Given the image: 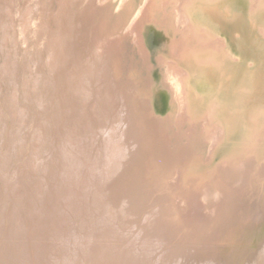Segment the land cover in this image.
<instances>
[{"label":"bare ground","instance_id":"6f19581e","mask_svg":"<svg viewBox=\"0 0 264 264\" xmlns=\"http://www.w3.org/2000/svg\"><path fill=\"white\" fill-rule=\"evenodd\" d=\"M106 1L0 0L4 148L14 124L0 151V264H185L191 234L215 242L231 212L264 211V52L246 51L264 42V0H239L241 30L227 28L237 0H162L179 36L146 31L155 0L112 33ZM129 39L167 68L174 117L168 100L155 113L150 83L124 77ZM252 91L246 107L233 101ZM255 249L243 262L264 264Z\"/></svg>","mask_w":264,"mask_h":264},{"label":"rangeland","instance_id":"374dc122","mask_svg":"<svg viewBox=\"0 0 264 264\" xmlns=\"http://www.w3.org/2000/svg\"><path fill=\"white\" fill-rule=\"evenodd\" d=\"M125 2L126 4L123 7H120L121 2ZM145 0H107L104 4L102 5L101 11L103 12V17L106 15V18L109 20L110 25L113 27L111 30L112 33H119V31L124 30L129 23L131 24L132 20L134 17L137 15L139 12L141 5L143 4ZM152 6V10L150 12V17L148 20L145 22L147 26L150 24L153 26V28L149 31L148 28H146V31L148 33H154L155 28L157 29L158 32L163 33V34H170L174 30V23L172 21V15L174 13L173 9L171 8L172 6H168V12L169 14L166 15V13L163 11L161 8V3L162 0H155ZM22 4V3H21ZM108 4V5H107ZM158 5V6H157ZM22 8H24V5H22ZM162 10H161V9ZM165 15V16H164ZM170 16V17H168ZM164 17V18H162ZM133 18V19H132ZM169 18V19H168ZM168 22H167V21ZM158 21V22H157ZM166 23L168 26H166ZM173 24V25H172ZM154 25L156 26L154 28ZM162 26V27H161ZM171 26V27H170ZM167 28V30H166ZM179 30L176 29L174 32L176 33V36H179ZM147 33V35H148ZM160 33L158 35H160ZM126 48L124 52V58H123V75L126 78H131L132 80L136 81L137 85L139 88H144L146 89V86L149 85V83L152 85V91L153 93H156L158 95V102L154 103V110L155 113L157 112L156 109L158 105L163 106V102L165 100H168L169 103L172 102V90L170 89L169 83L166 80V75H167V68L161 64L159 61V57L156 55L155 50L151 48V45H149V51L151 54V59L150 60H145L144 57L141 55L140 50L137 48V46L134 44V42L129 39L126 41ZM139 50V51H138ZM1 52V50H0ZM22 56H21V94H18V99L20 96V99L22 102H26L24 99V73H25V64L24 60L26 57V52L22 51ZM2 58L0 59V71L3 68V65L6 63V58L3 56V53L1 52ZM147 61V62H146ZM150 64V66H149ZM152 64V65H151ZM148 65V66H147ZM150 67V68H149ZM143 89V90H144ZM160 91V93L158 92ZM6 94L8 93V90L6 89ZM171 95V96H170ZM0 98H1V93H0ZM157 106V107H156ZM174 106V107H173ZM171 112V116L174 117L175 112H176V106L174 103L171 105V108H169ZM174 112V113H173ZM10 114V113H9ZM168 119V122L166 123L167 126H171L172 120L169 119V116H166ZM10 123H11V128L8 131V138L6 142V146L10 145V133L11 130L14 127L13 121H11V116H10ZM170 123V124H169ZM6 130V128L4 129ZM172 132V130L170 129ZM3 134L0 135L2 136V139L0 138V151L2 149H5L3 147L4 143L3 140ZM176 143H182V141L177 140ZM201 146L199 148V154L202 157L207 156L208 154V144L207 143H199ZM9 151L8 147L4 151V153H7ZM7 176V175H6ZM2 180L1 174H0V181ZM1 192V190H0Z\"/></svg>","mask_w":264,"mask_h":264},{"label":"water","instance_id":"95a60500","mask_svg":"<svg viewBox=\"0 0 264 264\" xmlns=\"http://www.w3.org/2000/svg\"><path fill=\"white\" fill-rule=\"evenodd\" d=\"M235 5H238L239 9L236 11L234 8ZM231 6H233L231 12L232 18L230 19L229 25L227 26L228 29L234 28L237 30L246 29L248 26L244 24V18L242 13L243 4L242 1H232ZM242 6V8H241ZM247 12V11H246ZM242 15V16H241ZM263 18V17H262ZM257 22L261 21L259 18H256ZM264 20V19H263ZM228 22V21H227ZM262 23V22H261ZM264 23V22H263ZM264 26V25H263ZM249 29V28H248ZM253 31V30H252ZM240 34V32L238 31ZM251 36V35H250ZM248 38V37H247ZM252 38V37H251ZM255 42L251 43L250 41L247 42V46L249 49H246V42L238 44V52L244 54V49L249 52L253 48H257L260 50L259 52H264V42H261V39H255ZM252 38V39H253ZM236 44V43H235ZM257 45V46H254ZM259 45V46H258ZM257 50V49H256ZM262 64V66H260ZM257 66L260 68L261 73H264V53L260 60L257 62ZM262 90L259 88V91ZM235 99L233 100L237 106H244L246 107L249 103L253 102L261 93L249 92L250 94H244L240 96L238 93L234 92ZM252 93V94H251ZM237 211V210H235ZM234 211V212H235ZM231 220L227 222L224 226L220 225L217 227L214 232L211 233L217 234V239L215 242L210 241L208 235L203 238L196 234L192 235L188 242H195L196 245H187V249H185V256H189L191 259L189 262H185V264H251L252 258H248L245 262V256L249 249L256 248L255 250L251 251V254L259 253L261 249L264 248V211L261 209L259 212H255L253 215L249 214L248 211H244L242 214L230 213L228 216H232ZM235 215V216H234ZM233 221V222H232ZM232 222V223H231ZM224 223V222H221ZM236 227L240 226V228L234 230L227 229L229 225ZM208 226H203L202 228L205 229ZM202 229V230H203ZM214 244L213 246H209L208 244ZM208 251V252H207ZM250 254V255H251ZM184 255V254H183ZM252 256V255H251ZM194 258V259H193ZM218 261V262H217ZM253 264V263H252Z\"/></svg>","mask_w":264,"mask_h":264}]
</instances>
